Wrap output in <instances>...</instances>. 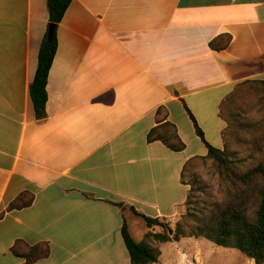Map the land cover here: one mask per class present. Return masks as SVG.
Returning a JSON list of instances; mask_svg holds the SVG:
<instances>
[{"label": "crops", "instance_id": "crops-1", "mask_svg": "<svg viewBox=\"0 0 264 264\" xmlns=\"http://www.w3.org/2000/svg\"><path fill=\"white\" fill-rule=\"evenodd\" d=\"M49 26L48 0H0V264L25 263L13 253L19 241L51 245L50 257L35 264H69L55 253L93 248L83 224L103 240L113 218L134 215L128 207L171 220L164 212L171 208V164L186 204L184 166L208 154L203 142L201 153H189L187 119L196 131L187 109L207 142L223 150L224 102L240 84L264 80V0H73L56 28L47 117L39 121L30 89ZM226 35L227 49L211 48ZM167 122L186 150L148 142ZM24 192L34 203L7 212ZM122 243L121 234L115 251L123 254L109 264H131ZM171 244H154L156 264H171ZM175 244L185 245L174 248L178 264H216L207 239ZM83 262L100 264L95 257Z\"/></svg>", "mask_w": 264, "mask_h": 264}, {"label": "trees", "instance_id": "trees-1", "mask_svg": "<svg viewBox=\"0 0 264 264\" xmlns=\"http://www.w3.org/2000/svg\"><path fill=\"white\" fill-rule=\"evenodd\" d=\"M72 1L48 0L50 24H54L57 28ZM56 28L52 36L48 31L42 42L38 70L30 89L36 119L39 121L47 117V82L58 47ZM231 41L232 37L226 35L214 40L210 46L216 51H222L229 47ZM242 87L260 89L264 92V80H253L240 84L224 102L222 110L233 107L239 96V89ZM187 111L197 136L208 149V154L206 157L193 158L185 164L182 183L185 184L183 180L185 172L194 160L210 159L216 163L221 179L227 186V198L222 203L211 205V209L202 214L192 206L191 197L195 186L193 185L186 202L187 214L183 216V221L175 226L169 219L150 217L134 207H128L134 215L143 220L149 231L142 241L137 242L132 237L127 221L124 219L121 234L131 264L158 263L161 251L154 246L153 242L175 243L182 238H204L219 247L238 250L246 258L253 260L255 264H264V164H259L247 171L239 170L225 149L215 148L207 142L194 115L188 109ZM221 114L224 115L223 112ZM235 116L230 115L231 118ZM155 141L163 142L173 152H182L187 148L178 134L177 127L169 122L161 124L149 133L148 142ZM34 200L35 196L31 192H24L8 206L7 212L28 208ZM117 206L120 209L127 208L124 204H117ZM3 216L4 213L0 215V219ZM13 253L23 258L24 264H35L49 258L51 248L48 242L29 246L19 241L13 248Z\"/></svg>", "mask_w": 264, "mask_h": 264}, {"label": "rangeland", "instance_id": "rangeland-1", "mask_svg": "<svg viewBox=\"0 0 264 264\" xmlns=\"http://www.w3.org/2000/svg\"><path fill=\"white\" fill-rule=\"evenodd\" d=\"M222 112L224 114L222 117L227 123V128L224 132V149L228 152L237 168L247 171L259 164H264V92L260 89L242 87L239 89V96H237L233 107L226 108ZM231 114L236 116L231 118ZM183 126L187 131L189 153H201L204 145L200 138L197 137V134L194 133V129L188 119ZM212 133H214V130L211 129L209 131V139H212ZM180 177L181 175L177 170L176 164H171V208H165L164 212L170 215L173 226L178 222H182L183 216L187 214L186 200H183V196L186 195V189L181 185ZM183 180L190 188L195 185L191 202L193 208H196L202 214H205L207 210L209 211L211 205L222 203L227 198V186L222 181L218 167L213 160H194L191 167L186 170ZM179 211L180 214L176 218H173ZM127 217L126 221L132 237L135 241L140 242L149 232L145 223L141 218L132 214H129ZM123 222L124 216L113 218L110 236L99 241L96 236H93L92 230L89 228L90 224H83L80 229L88 233L86 235L83 232L82 237L84 238L88 234L92 236L88 240L89 242H94L93 248L86 253L74 250L75 256H73L72 252L59 251L55 253V258L58 260L68 259L69 264H84L83 260L93 259L94 257L100 264L114 263L123 254L119 253L118 250L115 251L117 249L116 240L121 238L120 225ZM155 231H158V229H155ZM175 243L171 244V264H178L173 257L174 248L185 247L184 244L179 246ZM153 244L159 245L160 243L153 242ZM211 246L213 247L209 249V253H215L216 264H246L247 262V258L238 250L224 249L214 243ZM123 248L126 250L124 244ZM98 249L105 252V254L98 256L90 255L93 250ZM163 250L166 256L168 253L166 251L167 248ZM109 252H111L110 255L108 254ZM126 254H128L127 251ZM253 263L255 262L253 261Z\"/></svg>", "mask_w": 264, "mask_h": 264}, {"label": "water", "instance_id": "water-1", "mask_svg": "<svg viewBox=\"0 0 264 264\" xmlns=\"http://www.w3.org/2000/svg\"><path fill=\"white\" fill-rule=\"evenodd\" d=\"M55 25L54 24H50L49 26V34L50 36H52L54 34V31H55Z\"/></svg>", "mask_w": 264, "mask_h": 264}]
</instances>
